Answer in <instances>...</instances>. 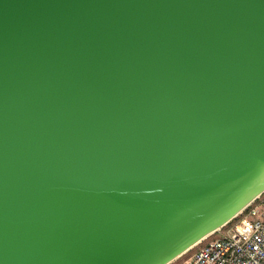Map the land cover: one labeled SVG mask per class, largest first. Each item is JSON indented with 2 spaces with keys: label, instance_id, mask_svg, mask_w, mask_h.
I'll use <instances>...</instances> for the list:
<instances>
[{
  "label": "water",
  "instance_id": "1",
  "mask_svg": "<svg viewBox=\"0 0 264 264\" xmlns=\"http://www.w3.org/2000/svg\"><path fill=\"white\" fill-rule=\"evenodd\" d=\"M264 192V0H0V264H169Z\"/></svg>",
  "mask_w": 264,
  "mask_h": 264
},
{
  "label": "built area",
  "instance_id": "2",
  "mask_svg": "<svg viewBox=\"0 0 264 264\" xmlns=\"http://www.w3.org/2000/svg\"><path fill=\"white\" fill-rule=\"evenodd\" d=\"M183 255L181 264H264V192Z\"/></svg>",
  "mask_w": 264,
  "mask_h": 264
},
{
  "label": "rangeland",
  "instance_id": "3",
  "mask_svg": "<svg viewBox=\"0 0 264 264\" xmlns=\"http://www.w3.org/2000/svg\"><path fill=\"white\" fill-rule=\"evenodd\" d=\"M184 258H185V255H181L169 264H181V262L183 261Z\"/></svg>",
  "mask_w": 264,
  "mask_h": 264
}]
</instances>
